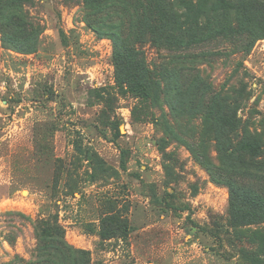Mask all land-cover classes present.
<instances>
[{
  "label": "rangeland",
  "instance_id": "obj_1",
  "mask_svg": "<svg viewBox=\"0 0 264 264\" xmlns=\"http://www.w3.org/2000/svg\"><path fill=\"white\" fill-rule=\"evenodd\" d=\"M215 1L134 45L106 0L0 1V264H264V8Z\"/></svg>",
  "mask_w": 264,
  "mask_h": 264
},
{
  "label": "trees",
  "instance_id": "obj_2",
  "mask_svg": "<svg viewBox=\"0 0 264 264\" xmlns=\"http://www.w3.org/2000/svg\"><path fill=\"white\" fill-rule=\"evenodd\" d=\"M5 2L9 6H13L16 0H0ZM91 8H98L100 7L99 0H86ZM107 5L111 8L113 13L110 17L113 18L114 21L119 23V27H123L125 30V35L127 39L130 40V45H134L137 42H140V36L142 35L139 33V29L141 28V23L144 24L145 28L150 31H161V32H177L182 25L179 22L177 13H174L171 9V2L169 0H106ZM240 2V9L243 13V16H246L251 10L256 11L259 10L260 7L264 8V0H239ZM109 3V5H108ZM232 4L228 0H216L213 4V10L215 11L216 15L219 14L220 11H224L229 9ZM104 10H108L104 8ZM190 11V9H188ZM94 14L88 15V18L93 17ZM197 16V15H194ZM193 27L196 30H199V26L194 24ZM99 35L105 34L102 33L99 29L96 30ZM219 37L223 39L227 36H239L241 37L240 40H237V44L242 42L243 50L249 48V46L253 43V41L259 38L257 35L253 33H246V31L241 32H231L230 29L219 30L217 32ZM247 35V36H246ZM113 38L116 35L114 33L111 34ZM126 38V37H125ZM126 42V40H124ZM187 45L183 48L184 50H188ZM182 48V49H183ZM139 55V53H138ZM141 56V55H140ZM131 76V75H129ZM127 79V77H125ZM136 82H132L134 88L142 94H147L151 87H149V82L147 81L146 77H136ZM124 82V81H122ZM148 82V83H147ZM233 121L236 122L238 118L235 116L232 117ZM218 120L222 119L218 118ZM253 147V146H252ZM250 144H246L245 148L252 149ZM52 233H56L58 231V226H52L50 228ZM42 246V244H41ZM48 247V252H55V255L51 256L53 258L52 264H75L77 261H80L83 264H99V261L92 260L90 257H86L85 251H78L72 250L66 244H64L61 239L51 240L48 243L44 244V249ZM46 251V250H45ZM76 255L79 258H76Z\"/></svg>",
  "mask_w": 264,
  "mask_h": 264
}]
</instances>
